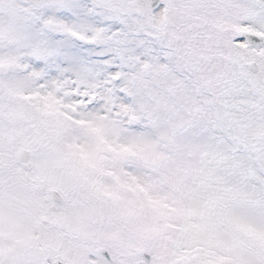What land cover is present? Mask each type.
Instances as JSON below:
<instances>
[{
	"label": "snow or ice",
	"instance_id": "1",
	"mask_svg": "<svg viewBox=\"0 0 264 264\" xmlns=\"http://www.w3.org/2000/svg\"><path fill=\"white\" fill-rule=\"evenodd\" d=\"M0 264H264V0H0Z\"/></svg>",
	"mask_w": 264,
	"mask_h": 264
}]
</instances>
